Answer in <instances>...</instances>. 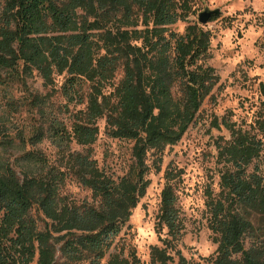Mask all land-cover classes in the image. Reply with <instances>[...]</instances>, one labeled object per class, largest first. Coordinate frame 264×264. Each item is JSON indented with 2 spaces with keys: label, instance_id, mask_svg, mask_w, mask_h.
<instances>
[{
  "label": "trees",
  "instance_id": "obj_1",
  "mask_svg": "<svg viewBox=\"0 0 264 264\" xmlns=\"http://www.w3.org/2000/svg\"><path fill=\"white\" fill-rule=\"evenodd\" d=\"M194 4L0 0V87H24L25 103L9 97L7 108L26 105L32 116L29 133L16 136L0 117V264H101L113 248L147 193L152 168L161 169L167 147L182 139L221 85L207 63L211 31L197 22L182 33L172 28L195 13ZM34 73L48 93L30 90ZM258 89L264 97V81ZM57 93L65 100L58 112L67 119L50 110ZM101 119L110 137L133 143L123 175L115 177L92 155ZM212 124L230 133L215 143L219 193L206 191L217 249L202 261L179 249L182 170L169 167L156 225L166 237L151 248L153 264H264V101L251 123L229 114ZM46 140L58 150L56 162L39 148ZM15 147L21 151L12 159ZM70 179L91 199L71 198ZM104 264L142 263L133 251L112 253Z\"/></svg>",
  "mask_w": 264,
  "mask_h": 264
},
{
  "label": "rangeland",
  "instance_id": "obj_2",
  "mask_svg": "<svg viewBox=\"0 0 264 264\" xmlns=\"http://www.w3.org/2000/svg\"><path fill=\"white\" fill-rule=\"evenodd\" d=\"M206 8L219 9V14L210 18L203 25L199 22V14ZM1 9V5H0ZM195 13L188 20L179 22L172 28L177 32H184L189 24L200 23L212 33L210 58L207 63L213 66L220 76V87L214 90L215 99H206L202 105L198 119L189 127L182 139L174 146L167 147L163 155L161 169L154 167L149 175L150 186L144 198L134 209L129 224L101 264L108 261L110 254L122 253L129 256L135 252L142 264L151 262V248L162 246L165 233L157 230V214L161 201V191L165 185V171L169 167L182 170L177 178V194L179 207L184 220V235L179 243V249L188 258L202 261L212 256L217 243L209 227V211L207 189L219 193L220 165L217 163L216 140L230 133L224 127L217 129L213 126V119H220L232 114V119L246 120L251 123L256 112L261 108L264 97L260 95L259 83L264 81V0H195ZM64 77H58L59 85ZM30 90L46 94L49 88L43 85L42 78L34 73L28 79ZM9 97L25 103V90L21 85H14L7 92L0 87V117H4L11 136L20 132L29 133L31 113L24 105L17 112L8 111ZM50 110L67 119L64 113H59L58 107L65 103L63 97L57 93L49 100ZM71 109L75 108L73 105ZM49 111V108H48ZM100 134L91 152L98 164L115 177L123 175L129 168L131 147L133 143L127 140L114 139L107 134L106 121L99 122ZM51 162H56L58 150L50 141H44L40 146ZM73 149L81 150L77 144ZM0 147V151H1ZM20 149H10L12 159L20 155ZM154 157L150 156V163ZM65 192L78 201L91 199L90 190L82 187L76 180L67 182ZM250 238L246 239V246H250ZM88 264V263H83Z\"/></svg>",
  "mask_w": 264,
  "mask_h": 264
},
{
  "label": "water",
  "instance_id": "obj_3",
  "mask_svg": "<svg viewBox=\"0 0 264 264\" xmlns=\"http://www.w3.org/2000/svg\"><path fill=\"white\" fill-rule=\"evenodd\" d=\"M219 9L211 10L206 8L204 11L200 12L199 14V22L203 25L207 24L210 21V18L214 15H218Z\"/></svg>",
  "mask_w": 264,
  "mask_h": 264
}]
</instances>
